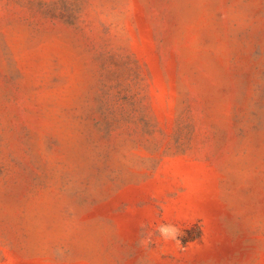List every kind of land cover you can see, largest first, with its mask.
<instances>
[{
  "label": "rangeland",
  "instance_id": "1",
  "mask_svg": "<svg viewBox=\"0 0 264 264\" xmlns=\"http://www.w3.org/2000/svg\"><path fill=\"white\" fill-rule=\"evenodd\" d=\"M0 264H264V0H0Z\"/></svg>",
  "mask_w": 264,
  "mask_h": 264
},
{
  "label": "clouds",
  "instance_id": "2",
  "mask_svg": "<svg viewBox=\"0 0 264 264\" xmlns=\"http://www.w3.org/2000/svg\"><path fill=\"white\" fill-rule=\"evenodd\" d=\"M160 232L162 235H164L166 238H172V239H176L177 234H178V230L176 228L173 227H161ZM179 243V241H177Z\"/></svg>",
  "mask_w": 264,
  "mask_h": 264
}]
</instances>
